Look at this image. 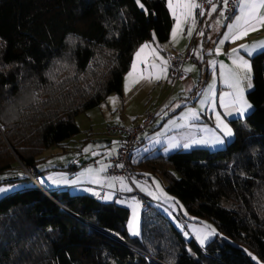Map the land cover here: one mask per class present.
Returning a JSON list of instances; mask_svg holds the SVG:
<instances>
[{"label": "trees", "instance_id": "obj_1", "mask_svg": "<svg viewBox=\"0 0 264 264\" xmlns=\"http://www.w3.org/2000/svg\"><path fill=\"white\" fill-rule=\"evenodd\" d=\"M140 2L0 0V185L25 187L0 198V264H264V49L250 58L253 109L228 120L226 146L152 149L132 161L139 176L165 180L186 210L181 221H212L227 239L187 238L152 198L131 236L128 206L43 185L50 195L27 172L42 185L43 153L81 132L79 114L123 94L142 44L169 40L167 1Z\"/></svg>", "mask_w": 264, "mask_h": 264}, {"label": "rangeland", "instance_id": "obj_2", "mask_svg": "<svg viewBox=\"0 0 264 264\" xmlns=\"http://www.w3.org/2000/svg\"><path fill=\"white\" fill-rule=\"evenodd\" d=\"M211 12L212 11H210L209 14ZM209 14L203 20L204 27L207 26L205 24H207V18L209 17ZM224 21L225 20L223 19V17L219 16L216 22L218 26H223ZM197 23L201 25L200 19L194 17L193 25L190 28L191 34L189 35L191 36L190 38H192V40L195 37L197 38ZM186 37L187 36L183 35V32L181 30L178 31L175 35L174 42H176V45H179L180 49L170 50H185L192 42L191 39L187 38V40ZM205 55H202V53H200L197 57V59L200 61H193V63L191 64H186L184 66L185 71L186 73L189 72L190 75L187 76L186 80L179 81L177 83H173L171 81L168 72H160V69L163 66L161 61L159 60L157 62L158 66H156V69L154 70L155 75L152 76L149 74H147L146 76L139 74V65L136 64L133 70L130 72L131 75H129V73L126 76V89L124 92L123 87L122 95L113 93L109 95L101 105L83 112L76 117V121L80 126L81 132L75 136V142L71 144L67 142L65 143L63 148L60 146H53L43 153V155L41 156L43 160L40 161L38 165V170H44L41 174L43 185L47 186L48 188L52 185V183L48 181V178H50L51 180L52 178H56V182H59V184H64V179H66L65 182H67V184H69L70 186L79 182H85V180L87 179L91 181V184L93 185L92 192H96L99 194L104 188L107 193L109 192L108 190L117 192L122 191L124 195H117V200L121 202V198H123L122 202L128 204L127 206L130 208L128 232L131 236H140L142 233L143 217L150 216L152 211H144L142 205L143 198L134 193L135 186L142 192L143 195L147 196V194L150 193L153 196H150V198L156 201L159 200V198L161 199L165 196L167 198L169 197L171 200L163 201L164 204L161 203L154 206L157 207V210L163 212L167 217H169L172 222H174V224L184 232V235L187 238H195L202 246L206 245L210 240L216 237H219L220 239H227V237L212 221L201 220V222H198V220H195V218L190 216L187 218L184 215L182 216L184 222L181 221L178 218V215H181L182 212L186 214V210L183 204L176 197L166 192L162 181L158 177H156V175H151L149 173L152 176L151 179L149 176H139V174L136 173L138 170L134 168L132 184L128 182L127 176L125 174H121L119 172L120 175H113L111 171L109 172L110 164L108 168H106L105 164H103L104 155H100L102 154V151L104 149L103 145L105 143L97 141L98 139L105 138L107 133L113 135V133L108 130L110 126L112 127L116 125L131 124L134 122V118H141L146 114V112L149 111H154L157 114V117L152 124L156 129H159L162 126V123H166V127H169L171 124H177L178 126H180L185 122L190 121L187 120V118L188 116H191L190 112L193 111L196 113V115H198V113L200 112H203L205 114V111L203 109L204 106H201L205 103L207 105L209 104L210 108L208 116L211 118L212 110L217 111L218 109V100L216 97L217 94L220 93L218 96L219 98H221V102H223V99L226 97H233L231 95H226L229 93H233L232 88L226 86L221 87L218 84V70H216V62L219 60L227 64H224V66L221 67L220 75L222 72L227 73V71L229 70H236V66L227 68L226 66H229L228 63L230 61H228V59H230V57H223L218 51L207 54L206 59ZM201 63L203 64V68L200 67ZM207 64L211 65V69L208 67L206 71L204 67L207 66ZM157 75H160L161 78L157 79ZM251 77L252 73H250V78ZM222 79L224 80L223 77ZM199 80H204L203 87H201L196 92H192L194 85L197 84ZM247 83L248 81L245 80L243 81L241 86L245 89V99L249 104H251L247 98V92L251 88H247ZM197 98H200L199 105H188L190 101H194ZM185 104L186 106H184ZM180 109L185 110L181 115H178V111ZM252 109L253 106L248 109L242 117H245L247 114H249ZM216 115L217 112L214 113V116ZM157 123L160 124L159 127L155 126ZM206 123L211 124L210 121H207ZM223 123L226 124L224 120ZM152 125H149L147 127L145 132H143L144 135H148V133L152 132ZM226 125L233 132L230 123L228 122V124ZM217 131L222 137L225 136L221 128L217 129ZM115 138H117L118 141V136H115ZM233 138L234 136L232 135L231 137H227L226 140L230 142ZM168 150L169 148H167L166 151ZM138 153L139 151H135L132 157V161H134L135 163L136 161L134 159L138 156ZM91 156H94L95 159L93 160H97V166H94L90 162L91 159L86 160ZM116 156L117 149L109 162L112 161V159H114V157ZM84 160H86L87 163L90 162L91 164L87 167L82 168L74 167L76 161L77 163H80ZM119 167H121V165ZM121 169L123 168L121 167ZM159 177L162 178L161 176ZM6 178L8 177L0 176V181ZM23 188L25 187L21 183L4 182L0 185V198L11 192L22 190ZM68 188L75 192H87L80 191L83 189L74 190L73 187ZM134 219L137 230L139 231V235H133L131 231ZM201 238L204 239L203 244L200 243Z\"/></svg>", "mask_w": 264, "mask_h": 264}, {"label": "crops", "instance_id": "obj_3", "mask_svg": "<svg viewBox=\"0 0 264 264\" xmlns=\"http://www.w3.org/2000/svg\"><path fill=\"white\" fill-rule=\"evenodd\" d=\"M167 1V5L169 7V2ZM195 3L198 4V0H194ZM175 3V0H174ZM240 4V1H239ZM239 4H238V9L236 14L229 20V21H224L223 26H218L217 25V18L220 16L217 13V7H216V11L215 12H211L209 14V12L211 11V9L209 10V12L205 15V17L209 14V17L207 18V25L206 27L203 26V20L205 19V17L203 18V20H201V25L200 24H196L198 31H197V38L193 37L194 39V59L187 62L186 64H191L193 63V61H200L197 59L198 54L202 53V55H205V59L207 57V54H210L214 51H217V49H219V52L221 54V56L223 57H230V59H228V61H230L228 64L229 66H226L227 68H231L234 67L235 65L233 64V59L235 58L233 55V49H237V55H239L240 57L244 58L245 60H247L250 64H251V57L256 54L257 52L263 50L264 48L259 47L258 45L261 42H264V27H258L257 30L255 31H250L248 33V35L244 36L241 39L238 40H224V35L228 32V25L231 23L235 22V16L239 15ZM175 6V5H174ZM212 8V7H211ZM170 9V8H169ZM171 14L172 11L170 10ZM177 15L180 16V27L177 28V21L174 18L173 14V19H174V24H173V28L170 34V38L167 42L164 43H160L156 38L152 41L146 42L144 44H142L137 51L135 52L134 55V59H133V63H132V67L130 69V71L126 74V76L133 70L134 65L138 64L139 65V74L146 76L147 74L149 75H155L154 74V70L156 69V67H153V65L158 66L157 62L158 60L161 61L162 66L166 67V73H167V64L164 65V61H166V56H165V51L170 50V49H180L179 45H176V42H174V37H173V31L175 29L176 33L178 31H182L183 35L187 36L186 39H191V36H189V30H191L190 28L193 25V20L194 17L199 18L197 16V8L192 10V15L189 17H185L184 15H182L179 11V9L177 10ZM201 33H203L201 35ZM187 39V40H188ZM190 40V41H191ZM223 40V44L220 43V41ZM196 44V45H195ZM145 45H148V47H145L144 50L141 52V48ZM241 45L247 46V48H242ZM252 45H257L256 48L251 49V55H249V51L248 49L251 48ZM182 49V48H181ZM140 53L139 56H137V53ZM208 59V58H207ZM185 64V65H186ZM212 64V62H211ZM224 62L222 61H217L216 62V70H218V84L219 86H226L229 87L225 81L222 79V76L220 75V71H221V67L224 66ZM227 65V64H226ZM207 67H209L211 69V65L207 64ZM220 68V70H219ZM185 69V68H184ZM252 69V67H251ZM252 73V70H251ZM187 75L189 76V72L187 73ZM126 76L124 78V92L126 89ZM152 79V78H151ZM167 79H168V75H167ZM187 79V78H186ZM185 79V80H186ZM251 83H252V77H251ZM196 85V84H195ZM194 85V86H195ZM253 85V83H252ZM220 94V93H219ZM219 94H217V102H218V109L217 111L212 110L211 112V118L208 116V112H209V104L207 105L202 104L201 106H204V111L205 114L203 112L198 113V115H196L195 118H193L192 116H188L187 121L184 124L178 126L177 124H171L169 127H166V123H162V126L159 129H156L154 127V125H152V132L148 133V135H144L143 133L140 136V146L138 147V149H136V151H139L138 156L134 159L135 161L139 160V158L151 151L152 149H154L151 153H157L159 151V148H161V152L163 153H170L172 151H175L179 148H183V149H190L192 147H196V146H206L209 148H218L221 147L223 145H225V143L227 142V136L222 137L220 135V133H218L217 129H219V127H217L218 121H217V115L214 116V113L217 112V114H219L221 120L225 121L226 124H228V120L230 118H234V117H242L243 115H241L238 111L237 108L239 107L238 105H234L231 103L233 97H226L224 98L223 102H221V98H219ZM200 95V94H199ZM211 98V96H210ZM200 103V98H197L194 101H190L188 103L189 106H197ZM222 105H227V107L222 106ZM186 106V104L184 105ZM183 106V107H184ZM185 110V109H184ZM184 110L180 109L178 111V115H181ZM177 117V114H176ZM140 118H134V121L139 120ZM212 119V120H211ZM155 121V120H154ZM210 121L211 124H207L206 122ZM155 126L159 127L160 124L157 123ZM103 142L105 143L103 145L104 149L102 151V154L100 155H104V161L103 164H105L106 168H108L110 162L109 160L111 159V157L115 154L116 149H117V138H115V136L110 135L107 133V135L105 136V138H102ZM222 140L223 143H217V140ZM75 136L70 138L69 140L66 141L69 142V144L75 142ZM98 141V140H97ZM185 145H187V147H185ZM167 148H169L168 151ZM172 149V150H171ZM135 157V156H134ZM91 159V163L94 166H97V160H93L95 159L94 156H91L89 159L86 160H90ZM84 160V161H86ZM84 161L80 162L81 164L84 163ZM87 162V161H86ZM86 163L85 165H83L82 167H87L89 166L91 163ZM76 163V164H75ZM75 165H81L80 163H77V161L75 162ZM74 165V166H75ZM80 167V168H82ZM107 173H108V169H107ZM145 176H149L150 179L152 178V176L150 174H146ZM42 176L39 177L40 182H42ZM158 177L164 187H165V181L164 179ZM120 178V177H119ZM142 178V177H141ZM37 180V179H36ZM48 181H50V183H52V185L49 188H68V187H73L74 190L76 189H83L80 191H87V193L93 194L95 196H97L98 198H100L103 201H107V202H112V201H116L120 204L123 205H128L123 203L121 198V202H119L117 200V195L120 196V194L124 195L122 191H111L108 190L109 192L107 193L105 191V188L102 189L101 193H96V192H92V187L93 185L91 184V181L89 180H85V182H79L77 184H73V185H69L67 184L66 179H64V184L59 182H56V178H52V180L50 178H48ZM41 184V183H40ZM43 185V182H42ZM74 186H81V187H74ZM70 189V188H69ZM71 190V189H70ZM73 191V190H71ZM78 191V190H77ZM147 196H151L153 197L150 193L147 194ZM163 199V200H162ZM162 200V201H161ZM166 200H171L169 197L167 198L166 196L163 198H159V200H155L156 205L158 204H164L163 201ZM161 206V205H160Z\"/></svg>", "mask_w": 264, "mask_h": 264}, {"label": "snow or ice", "instance_id": "obj_4", "mask_svg": "<svg viewBox=\"0 0 264 264\" xmlns=\"http://www.w3.org/2000/svg\"><path fill=\"white\" fill-rule=\"evenodd\" d=\"M169 2V8L172 11V14L174 18L177 21V28L180 27V16L177 15V10L179 9L180 13L184 15L185 17H189L192 15V10L201 7L199 4L195 3L194 0H175V6H174V0H168ZM225 5L227 4V0H224ZM137 4L144 8V5L140 2V0H137ZM211 11L215 12L216 7L215 5L212 6ZM201 15L203 12L200 13ZM223 15V13H221ZM228 32L224 35V40H238L243 38L244 36L248 35L250 31H255L258 29V27H264V0H240L239 4V15L235 16V22L229 24L228 26ZM191 34V30H189V35ZM203 33H201L202 35ZM176 31L174 29L173 31V37L175 38ZM223 40L220 41L221 44H223ZM259 47L264 48V42H261ZM145 47H148V45H145L141 48V52L144 50ZM242 48H247V46L241 45ZM257 45H252L249 51V55H251V49L256 48ZM219 52V49H217ZM140 53H137V56H139ZM233 64L236 66V70H229L227 73L222 72L221 75L224 78L225 83L233 89V93H229L226 95L233 96V99L231 101L232 104L238 105L237 111L243 115L248 109L252 107L251 104L248 103V101L245 99L244 91L245 89L241 86L243 81H248L247 88H252L250 73H251V64L245 60L244 58L237 55V49H233ZM164 65L167 64V61L163 62ZM135 67V65H134ZM153 67H156L153 65ZM223 67V66H222ZM161 73L166 72V67H162L160 69ZM131 75V73L129 74ZM157 79H160L161 76L157 75ZM227 107V105H222ZM190 115L195 118L196 113L190 112ZM217 121H218V127L221 128L224 135L227 137H231L233 135V132L226 124L223 123L221 120L219 114H217ZM217 143H223L222 140H217ZM187 147V145H185ZM131 231L133 235H139V231L137 230V226L135 223V219L133 220V224L131 227ZM200 243H204V239H200Z\"/></svg>", "mask_w": 264, "mask_h": 264}, {"label": "built area", "instance_id": "obj_5", "mask_svg": "<svg viewBox=\"0 0 264 264\" xmlns=\"http://www.w3.org/2000/svg\"><path fill=\"white\" fill-rule=\"evenodd\" d=\"M239 1L240 0H227V4L225 5L224 0H198V4L201 7L197 8V16L200 21L203 20L211 7L215 5L217 7V13L222 16L225 21H229L236 14ZM201 12H203L202 15L200 14ZM221 13H223V15H221ZM194 51V40H192L185 50L165 51L167 72L173 83L183 81L187 78L184 65L191 61L194 56ZM156 116L157 114L154 111H149L146 112L138 122H133L128 125L110 126L108 130L113 133L114 136H118V146L117 156L110 161L109 172L111 171L113 175H120L119 172L125 174L128 182L133 184L132 177L134 176V167L132 166V157L136 149L140 146L141 134L152 124ZM120 165L123 169L119 167ZM37 185L41 186L40 183ZM134 193L144 198L143 208L145 209H147L153 202L150 197L144 196L135 186Z\"/></svg>", "mask_w": 264, "mask_h": 264}, {"label": "water", "instance_id": "obj_6", "mask_svg": "<svg viewBox=\"0 0 264 264\" xmlns=\"http://www.w3.org/2000/svg\"><path fill=\"white\" fill-rule=\"evenodd\" d=\"M98 141H103V139H98ZM17 157V159H18V161L21 163V165L24 167V168H26L25 167V165L23 164V162L18 158V156H16ZM27 171V170H26ZM28 172V174H29V176L36 182V184H38L39 182H38V180H36L35 178H34V176L29 172V171H27ZM39 186V185H38ZM41 189H43L45 192H47L48 194H50L51 195V193L48 191V189L47 188H45L43 185H41V186H39Z\"/></svg>", "mask_w": 264, "mask_h": 264}]
</instances>
